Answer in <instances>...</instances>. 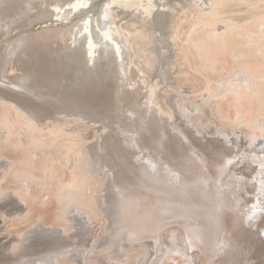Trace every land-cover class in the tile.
I'll use <instances>...</instances> for the list:
<instances>
[{
    "label": "bare ground",
    "instance_id": "obj_1",
    "mask_svg": "<svg viewBox=\"0 0 264 264\" xmlns=\"http://www.w3.org/2000/svg\"><path fill=\"white\" fill-rule=\"evenodd\" d=\"M94 2L0 0V37L16 35L0 62V216L14 207L27 217V201L55 197L53 219L64 223H37L38 250L22 234L9 250L1 244L0 263L260 264L264 235L251 225L264 219V0ZM69 16V30L18 33ZM193 59L205 88L190 92L174 79L189 82ZM236 132L252 202L226 227L227 191L239 193L223 152ZM220 135L225 165L210 158L206 170L195 144Z\"/></svg>",
    "mask_w": 264,
    "mask_h": 264
},
{
    "label": "rangeland",
    "instance_id": "obj_2",
    "mask_svg": "<svg viewBox=\"0 0 264 264\" xmlns=\"http://www.w3.org/2000/svg\"><path fill=\"white\" fill-rule=\"evenodd\" d=\"M93 1H95L93 3V5L96 6L100 2L106 1V0H93ZM244 10L247 11V12H251V11H248V8H245ZM245 14H247V13H245ZM229 15L232 16L231 13H229L228 16ZM85 16H87V14ZM225 16H227V15H225ZM243 16L244 17H247L246 15H243ZM243 16L241 15L239 17H243ZM75 19L76 18L73 19L72 16H69V17H67V20L64 23H58L54 19H50V18L41 19V20H35V21H33L31 23V25L29 27H27V28L24 27L22 30H19L18 33H20V35H26V34H28V35H30V34L35 35V34H40V33L44 32V31H50V30H57V29L69 30V29H71V27H72L73 22H74ZM172 23H175V20L174 19H173ZM172 23H171V25H172ZM187 24H185V27L183 25V28L181 30V32L184 30L183 31L184 34H181L180 35L182 39L187 34L186 32L189 31V30H187V28H188V25ZM1 25H3V24H1ZM176 26L178 27V25H176ZM200 35H202V30H200L198 32L197 38H199ZM15 38H16V35L13 32L12 33H8V34H5V35H3V36L0 37V62L6 56L5 53L8 50V48H11V46L13 45V43L15 41ZM178 43L180 44V42H178ZM183 44H180L181 45V48L182 47L184 48V46L186 45V43L184 45ZM179 46L177 47V49H176V47H173V48H175L173 50L177 54L176 55V54L173 53V56H177L178 60L179 59L181 60L182 59V57H181L182 56V53L179 51ZM196 58H197V60L199 62V57L196 56ZM197 60L193 59L192 61H193V63H195V62H197ZM191 66H188V68L187 67H185V68L183 67L184 71L189 70V69L191 70V71H189V74H190V76H189L190 77L189 78V82H188V80L183 75V76L178 77V78H175L174 77L175 78L174 79L175 80V83L176 84L178 83L179 86H183V89L184 90H189L190 92L191 91H194V92L195 91H201V89L204 90L205 85L203 84L204 86H202V84L199 83V77H197V70H198V68H200V64L198 63V65H196V63H195L193 65V67L195 66V69H192L193 67H191ZM197 66H199V67H197ZM180 71L181 70H179V72L176 75L182 74V71L181 72ZM215 73H217V74H215ZM215 73H214L215 75H218V71L215 72ZM191 74L193 75V77H192ZM195 74H196V78L194 76ZM191 78H192V80H191ZM199 84H200V86H199ZM223 103L224 104H222V107L225 108V106H227V103L225 101H223ZM1 108L2 107L0 106V109ZM255 108H256V106H255ZM226 109H227V107H226ZM230 112H233V109H231ZM214 133L215 132H213V134ZM236 133H237L236 134V138L233 139V141L231 142L232 143L231 146H229L230 149H224V152H223V154H227V152L231 151V154L232 155L228 159L233 160V165L229 169V171L231 170L232 172L235 173L234 175L236 176L237 179L235 177H233V179H232V181H233L232 185L233 184L235 185V189H237L238 190V193H239V196L236 197V200H235V198L231 195L230 191H227L228 194H229V199L231 200V202H233V210L232 211H229L228 213L225 214V220L223 221V224L226 227H228L227 226V222L228 221H233L236 218V216H239L240 218H244L245 216H248V213L247 212L246 213H243V212H244V210H246L249 207V205L252 202L250 199H246V197L244 195L245 193H248V192L252 193L253 192V189L250 188L249 183H248L249 180H250V178L247 176V174L244 173V170H242V168H243V166L245 164V163L242 162V155H243V151H244V150L242 151V147L244 145L243 138H242L243 135L241 136L240 132H236ZM256 134H257L256 140H258V144H259V143H261L262 138L260 137V135L258 133H256ZM215 136H217V135L215 134ZM220 137L221 138L214 137V138H211L210 140H206V142H205L204 145L195 144L197 154L200 156L199 157L200 160L202 162H204V166H205V169L206 170H209L210 171V168L211 167H209V163H214V162H212L210 160V158L212 160H214L216 163L224 164L225 165V163H222L221 161L220 162L217 161V158H218L217 156L221 154V149H223L222 145L224 144V141H225V138H222L221 135H220ZM210 148H212V150ZM187 150H188V148H187ZM210 151L213 153V156L210 154ZM3 152H5V151H3ZM3 154L5 156H7L8 158H10V159L11 158L12 159L13 158L15 159L18 156V153H11V152H8V151H6ZM152 162H153V160L151 161V163ZM154 164H155V162H154ZM213 167H217V164L215 166H213ZM240 170H242V173L239 172ZM222 172H224V170H222ZM66 174H67V178H68V172ZM223 174L224 173H220V176H221V179L222 180L220 181L219 185L217 187H215L216 190H217V192H215L216 193V196L217 197L219 196L221 200L224 197V194H223V190L224 189L222 187ZM1 175H2V171H0V176ZM225 175L226 174H224V176ZM241 178L243 180H241ZM9 179L10 178H7L6 180H9ZM244 181L246 182V184L243 186V182ZM1 185H2L3 188H6V189H10V188L12 189L14 187V184H9V181H8V183H6V181H3L1 183ZM1 202H2V199H0V203ZM44 203L43 204H40L37 201H35V202H32L30 200L27 201V205L28 206L26 208L27 209L29 208V215L27 217H24L25 219L23 217H21L22 215H20V213H22V212H20V210H16L14 207H11V208L10 207H6L5 210H3V213L2 214L10 213V216H9V214L6 215V218H5V215L2 216V217L0 216V238H1L0 239V246H1V244L2 245L5 244V248L7 250L11 249L12 246L15 247L16 246L15 244H17L16 241H17V239H19V234H22L21 237L23 235L24 236L26 235V240L29 239L27 241L28 243H26V245L27 244H28L27 246H30L31 244H33V246L37 245L34 248H36L38 250V247L39 248H41V247L38 246L39 242H37V241H39L41 239L35 241L36 237H38V234L35 233V230L38 228L37 223H39V226H41L42 224H46V225H49L50 227L53 226L54 229L55 228L61 229L62 224H64V223L62 221L56 222L55 219H53L55 217L54 215L56 213H59L60 212V209H61V206L57 202V199L55 197H51V199H49L48 202L46 201ZM8 204L9 203L7 202V204H5V206H7ZM235 204H237V207L234 209V205ZM226 207L232 209V205L231 204L226 205ZM15 211H17L19 213L16 212L17 215L16 216H13V215H15ZM250 223L251 222L248 221L247 222V225L250 224ZM251 226H253L254 228H256L258 231L262 232L263 235H264V219L261 220L259 223L252 224ZM192 229L193 228L188 229V226H187L188 232H190L194 236L195 233L192 232ZM28 232L31 233V234H29ZM180 234L181 233H179V235ZM255 237L254 236H251V237L248 236L247 247L250 249V256H251L252 251L254 249L252 247L251 243L253 242V239ZM12 241H14V242H12ZM65 243H67V244H65ZM260 243H261L262 249L264 250V243H262V242H260ZM8 244H10V245H8ZM62 244H63V246H66V245L68 246L69 242H67L66 240H64V242H62ZM16 249H14V250H16ZM26 249H28V248H26ZM63 249H65V248H63ZM28 250H29V252H32V250H30V249H28ZM25 251H27V250H16L15 252H16V254H19V252H21V253L23 252L24 253ZM7 253H9V252H7ZM238 254H240V253L236 250L234 256H232L231 259L234 260L233 257L237 256ZM256 257H260L259 259H256V260L261 264L262 263V259L264 260V252H261V254L259 256H256ZM7 258H8V256H7ZM0 259H1V257H0ZM252 260H253V257L252 256L250 257V259L245 258V257H243V259H242L243 264L245 262L253 263ZM0 262H2V260ZM170 264H172V263H170Z\"/></svg>",
    "mask_w": 264,
    "mask_h": 264
}]
</instances>
